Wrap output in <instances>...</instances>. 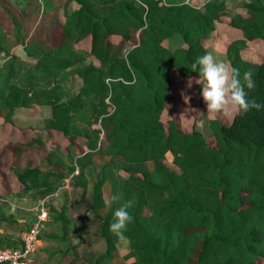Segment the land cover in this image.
Returning a JSON list of instances; mask_svg holds the SVG:
<instances>
[{
	"label": "trees",
	"instance_id": "1",
	"mask_svg": "<svg viewBox=\"0 0 264 264\" xmlns=\"http://www.w3.org/2000/svg\"><path fill=\"white\" fill-rule=\"evenodd\" d=\"M242 1L231 12L226 0H0V118L12 125L18 110L45 111L29 138L7 146L19 158L45 147L43 132H55L73 159L66 166L47 150L35 164L9 166L22 190L45 197L50 230L43 236L58 245L48 255L58 252L59 264L63 257L65 264H108L115 256L121 238L109 231L104 185L121 196L113 209L134 201L123 233L128 264L264 261V107L228 122L208 116V139L194 125L183 130L174 116L162 118L171 74L198 77L191 65L222 17L240 33L224 45L226 63L252 71L249 98L264 105V57L240 54L256 41L264 54V3ZM173 39L179 42L170 45ZM167 151L177 171L165 163ZM96 154L105 157L98 165ZM69 209L85 211L90 223L74 226ZM1 223L8 231L0 232V248L14 247L30 219L7 214ZM92 241L103 249L94 253ZM79 246L88 250L78 255Z\"/></svg>",
	"mask_w": 264,
	"mask_h": 264
},
{
	"label": "rangeland",
	"instance_id": "2",
	"mask_svg": "<svg viewBox=\"0 0 264 264\" xmlns=\"http://www.w3.org/2000/svg\"><path fill=\"white\" fill-rule=\"evenodd\" d=\"M186 1L194 5H200L203 0H181ZM242 0H226L227 6L230 9L231 12H235L237 10H241L242 7ZM264 3V0H262ZM73 5H71L72 7ZM227 17H222L216 24L215 27L210 31L207 38L204 40V45L206 47V53L212 52L216 59L218 61H223L226 63L225 55H224V45L226 41L233 37L240 36L239 32H229V27L227 24ZM179 42L178 39L170 40V45H176ZM16 54H19L21 56L22 50L20 47H17L15 49ZM241 56L244 58L250 59L252 61H260L263 57V50H262V44L260 41H256L250 46H247L240 50ZM198 77H188L184 78L176 73L171 74V86H170V93L166 99L165 108L162 113V118H165V121L168 117L174 116L179 126L183 130H190L191 126L194 125L197 130H199L202 135L208 139V135L210 134L208 125H207V117L212 116L207 114L206 105L202 99L201 96V87L199 84L196 83V80ZM191 82V83H190ZM67 83L72 84V86H75L77 83V79L75 76L70 75L67 79ZM190 83V86H189ZM197 85H199L197 87ZM184 96L190 97V100L188 103H185ZM27 109H21L19 113H17L18 116L24 117L28 116L27 114L33 115L34 113L36 116L32 118L29 121L41 123L43 115L45 111H39L38 114L37 111L32 108L29 109V111L26 113ZM218 119H220L223 122H228L230 119V116H225L223 114L216 116ZM23 119V120H24ZM20 120V121H23ZM25 122V121H23ZM1 128V125H0ZM22 128V127H21ZM11 132V131H9ZM16 133L14 137L12 138V134L7 133L3 129H0V153L11 152V150L7 146L8 140H23L25 131H15L11 132ZM56 141H51L50 143L47 142L45 146V150L43 151V155L46 154L47 150H54L55 153L62 156V158L65 160L66 166H68L69 163L72 162L73 159H69L68 156L64 155L63 152L67 151L64 147L65 144H61L59 150H55V148H51L53 143H56ZM79 147V144H77V148ZM75 153L77 151L75 150ZM9 154V153H8ZM75 157V156H74ZM73 157V158H74ZM172 155L171 152L167 151L165 153V163L171 170L177 171V167L172 163L171 161ZM101 161V159H100ZM79 164H83V166L87 163L80 161ZM16 165V164H15ZM10 166V165H9ZM8 166V167H9ZM4 173L8 172L9 170H3ZM8 176V175H7ZM2 177L3 174L0 173V216L1 215H7L12 214L16 218L20 219L21 217L28 218V215L30 213V207L34 205V203L38 200V196L33 195L34 191H25L22 190L21 185L17 182V180L13 177L7 178L10 179L7 182H5V185H1L2 183ZM6 176L3 177V181H5ZM12 179V180H11ZM15 182V183H14ZM4 187V188H2ZM65 193H67V196H70L69 189L65 188ZM33 192V193H32ZM62 191L55 194V196L50 199V202L52 206H57L59 204V201L61 199ZM55 204V205H54ZM50 217V216H49ZM8 231L3 228L2 223L0 224V232ZM91 247L94 248V253L98 252L99 250L103 249V244L98 241H92L90 243ZM128 246L125 239H121L117 242V250L115 256L112 258L108 264H128L132 258L131 257H124V254L127 252ZM87 252V251H86ZM35 257H36V252ZM49 253V252H48ZM47 253V254H48ZM45 254V255H47ZM60 254L58 252H54L51 255H48L47 257V264H59L58 258ZM69 257H63L62 262L65 264L66 261H68ZM257 264H264V261H258Z\"/></svg>",
	"mask_w": 264,
	"mask_h": 264
},
{
	"label": "clouds",
	"instance_id": "3",
	"mask_svg": "<svg viewBox=\"0 0 264 264\" xmlns=\"http://www.w3.org/2000/svg\"><path fill=\"white\" fill-rule=\"evenodd\" d=\"M191 69L199 73L196 83L201 87V96L206 105L207 114L232 116L246 113L250 109L260 110L264 107L254 98H249V91L255 88L251 70H246L241 74L238 68L218 61L212 52L198 56L192 63ZM189 100L190 97L184 96L185 103ZM120 201L121 196L112 194L110 191L106 192L103 197L105 210H112L109 231L123 239L127 225L133 220L129 209L134 206V201H124L113 209V205Z\"/></svg>",
	"mask_w": 264,
	"mask_h": 264
},
{
	"label": "crops",
	"instance_id": "4",
	"mask_svg": "<svg viewBox=\"0 0 264 264\" xmlns=\"http://www.w3.org/2000/svg\"><path fill=\"white\" fill-rule=\"evenodd\" d=\"M29 111V109L26 110V113ZM20 110L16 111L13 116L11 117V121H12V125L11 124H4L2 122V119L0 118V125H1V128L0 129H3L4 131H6L7 133H10L12 134L11 132H15V131H19L21 129V131H25V134H24V138L23 140L29 138L31 135H32V131H31V128H34V127H39L42 125V121L41 123H37L39 122L38 121V118L37 117V122H32V121H29L31 120L32 118H34L36 116V114L34 113L33 115H29L27 114L28 116H25V119L24 117L21 118V116H18L17 113H19ZM38 114V112H36ZM24 119V120H23ZM20 120H23V121H20ZM22 127V128H21ZM11 131V132H9ZM14 135H16V133H13L12 134V138L14 137ZM42 138L43 140H46L45 142H51V141H59L61 144L64 142L62 141V139L58 138V134H56L55 132H49V133H45L43 132L42 133ZM46 146V144H45ZM45 150V147H35L31 150H28V151H23L19 158H15L13 153L12 152H8L6 154L7 157H5V153L6 152H3V153H0V164H1V168H0V173L3 174V177L6 176V179L5 181H3V177H2V183L1 185H5V182H7L8 180L10 181V179H7L8 177L13 179V174L12 172L10 171L9 169V165H12L13 163L16 164L17 167H22L25 163H30V164H35L38 162L39 158L43 155V151ZM93 160H94V163L98 165L101 160H104V156H99L98 154L92 156ZM8 169L9 171L6 172V174L4 173L3 170H6ZM8 175V176H7ZM11 179V180H12ZM15 183V182H14ZM6 186V185H5ZM1 187V186H0ZM4 188V187H2ZM65 190V188H63V191ZM2 190H0L1 192ZM109 191V188L107 185H104L102 186V192L103 194L105 195L106 192ZM65 192V191H64ZM56 192L53 193V197L55 196ZM59 202V201H57ZM55 205V204H54ZM56 206V205H55ZM67 215L72 219V222H73V225L74 226H87L90 221L89 219L87 218L86 216V212L85 211H81V212H76V211H73L71 209H69L67 211ZM28 218L30 219V213L28 215ZM50 219V218H49ZM21 220V218L19 219ZM53 228V227H51ZM50 230V227L49 226H46L43 228L42 230V235L40 236V243H39V246L37 247L36 249V257H35V253H34V259H35V264H47L48 261H47V257H48V251L52 250V249H55L54 247L58 246L56 243L54 242H51V241H47V239L43 236V234L47 231ZM88 248H93L91 247V245L88 246ZM88 248H83L82 246H79L75 252L78 254V255H82L83 254V251L85 250H88ZM47 254V255H45Z\"/></svg>",
	"mask_w": 264,
	"mask_h": 264
},
{
	"label": "built area",
	"instance_id": "5",
	"mask_svg": "<svg viewBox=\"0 0 264 264\" xmlns=\"http://www.w3.org/2000/svg\"><path fill=\"white\" fill-rule=\"evenodd\" d=\"M68 178L64 179L63 188L68 189ZM48 206L45 197L38 199L30 207V223L18 233V245L0 248V264H35L34 252L40 243V234L48 219Z\"/></svg>",
	"mask_w": 264,
	"mask_h": 264
}]
</instances>
